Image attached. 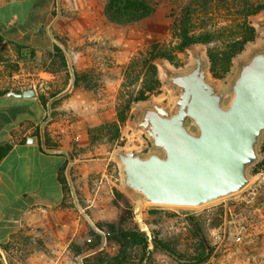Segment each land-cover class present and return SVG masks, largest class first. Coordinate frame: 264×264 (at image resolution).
<instances>
[{"label":"rangeland","instance_id":"1","mask_svg":"<svg viewBox=\"0 0 264 264\" xmlns=\"http://www.w3.org/2000/svg\"><path fill=\"white\" fill-rule=\"evenodd\" d=\"M106 1L103 0L104 10ZM192 1L152 0L151 16L128 26L118 27L109 22L113 29L102 39L81 45L75 41L70 47L62 39L64 49L56 51L49 66L53 78L37 85L48 108L44 137L49 138L52 148L75 160L69 170L75 178L78 201L82 205L88 204V200L93 203L88 211L94 223L90 240L72 243L60 264H113L118 245L109 227L115 225L118 210L112 200L115 191L122 190L118 168L111 156L114 148L126 140L115 141L105 134L114 124L123 128L118 113L127 103L131 108L148 82L152 50L175 45L174 24L182 19ZM214 17L215 28L209 26L201 31L213 33L212 41L205 44L207 51L221 54L239 32L241 19L225 10ZM175 55L178 64L188 62L187 50ZM74 69L85 72L87 79L74 85ZM161 92L160 85L153 94ZM128 143L137 144V140L129 139ZM252 175L253 180L240 192L199 207L154 206L132 201V217L127 227L137 226L148 237L152 231L157 232L170 250L155 248L150 240L145 259L139 261V253L134 252L132 262L194 264L192 258L199 254L203 240L212 255L202 264H264V167ZM32 238L26 233L18 236L11 255L15 264L35 263L44 243Z\"/></svg>","mask_w":264,"mask_h":264},{"label":"water","instance_id":"2","mask_svg":"<svg viewBox=\"0 0 264 264\" xmlns=\"http://www.w3.org/2000/svg\"><path fill=\"white\" fill-rule=\"evenodd\" d=\"M249 21L257 37L232 58L224 79L212 75L204 43L187 49L182 66L154 61L162 92L132 104L120 135L126 141L111 156L132 201L199 207L253 180L252 168L263 160L264 9Z\"/></svg>","mask_w":264,"mask_h":264},{"label":"crops","instance_id":"3","mask_svg":"<svg viewBox=\"0 0 264 264\" xmlns=\"http://www.w3.org/2000/svg\"><path fill=\"white\" fill-rule=\"evenodd\" d=\"M112 29L103 0H0V146L11 144L0 161V246L30 234L44 243L38 264H60L72 243L90 240L94 223L93 203L78 201L75 160L45 146L48 108L37 85L53 78L62 39L81 45ZM31 88L36 97L21 96Z\"/></svg>","mask_w":264,"mask_h":264},{"label":"trees","instance_id":"4","mask_svg":"<svg viewBox=\"0 0 264 264\" xmlns=\"http://www.w3.org/2000/svg\"><path fill=\"white\" fill-rule=\"evenodd\" d=\"M264 9V0H194L185 9L181 20L174 24V37L176 43L172 48H164L160 50H152L151 60L149 64V79L146 82L142 91L135 97L134 101L148 98L151 94L155 93L160 87L161 83L158 78L157 68L152 63L156 58H166L170 63L175 66H182L176 62L177 56L175 53H186V50L196 43L209 44L212 41V34L210 31H201L207 27H214L216 25V14L221 13V10L231 12L238 15L241 23L238 25L239 32L233 36L232 40L227 43L225 50L221 53L208 52L211 60V73L214 76L221 77L222 73L227 72L231 66L232 58L240 53L245 44L254 40L257 33L253 26H251L249 17ZM154 12L152 0H107L104 14L108 21L115 26H128L141 21L152 15ZM199 31V32H198ZM48 71L51 70L48 68ZM52 73V72H51ZM74 85L80 81L87 79L85 72H80L74 69ZM38 97L41 98L39 92ZM130 103L118 113L119 121L124 125L128 115ZM121 129L118 124L108 127L107 134L112 137V140L118 141L121 135ZM45 146L52 148L49 144V138L44 137ZM11 144L0 146V161L10 151ZM264 152V144L262 145V153ZM264 167L263 160L253 167L252 174L258 168ZM112 204L118 210V217L115 225L109 227V232L112 239L118 245V251L113 257V264H134L133 253H139V261H143L150 247V240L153 241L155 248L170 251L169 247L161 240L157 232L152 231V236L148 237L137 226L127 227L130 218L132 217V200L120 190H116ZM196 234L200 238V230L196 229ZM17 239L12 240L7 244L0 246V264H15L12 259L13 246H17ZM212 255V250L204 243H200V252L192 261L194 264H202L206 262ZM85 259V258H84ZM83 259V260H84ZM85 261H87L85 259ZM133 261V262H132ZM22 264H27L23 262Z\"/></svg>","mask_w":264,"mask_h":264},{"label":"flooded vegetation","instance_id":"5","mask_svg":"<svg viewBox=\"0 0 264 264\" xmlns=\"http://www.w3.org/2000/svg\"><path fill=\"white\" fill-rule=\"evenodd\" d=\"M228 71H229V70H227V72L222 73L221 77L214 76L213 74H212V75H213L215 78H218V79H224V77H225V75L228 73ZM263 144H264V139H263V141H262V145H263ZM262 145H261L260 152H261V154H262V156H263V153H262ZM252 169H253V168H252Z\"/></svg>","mask_w":264,"mask_h":264}]
</instances>
